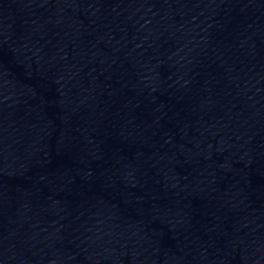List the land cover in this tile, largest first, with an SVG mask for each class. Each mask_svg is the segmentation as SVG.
Wrapping results in <instances>:
<instances>
[{"label": "water", "instance_id": "obj_1", "mask_svg": "<svg viewBox=\"0 0 264 264\" xmlns=\"http://www.w3.org/2000/svg\"><path fill=\"white\" fill-rule=\"evenodd\" d=\"M0 264H264V0H0Z\"/></svg>", "mask_w": 264, "mask_h": 264}]
</instances>
